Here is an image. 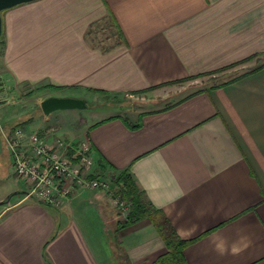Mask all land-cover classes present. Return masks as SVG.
<instances>
[{
  "label": "crops",
  "instance_id": "crops-1",
  "mask_svg": "<svg viewBox=\"0 0 264 264\" xmlns=\"http://www.w3.org/2000/svg\"><path fill=\"white\" fill-rule=\"evenodd\" d=\"M1 16L0 97L143 100L67 126L41 111L27 131L88 139V173L128 170L178 237L193 239L186 264H264V0H33ZM100 21L115 29L111 43L96 42ZM8 105L3 128L35 110ZM11 175L0 134V181ZM20 181L0 187V264H154L167 251L148 218L121 227L106 190L74 187L52 208Z\"/></svg>",
  "mask_w": 264,
  "mask_h": 264
},
{
  "label": "built area",
  "instance_id": "built-area-1",
  "mask_svg": "<svg viewBox=\"0 0 264 264\" xmlns=\"http://www.w3.org/2000/svg\"><path fill=\"white\" fill-rule=\"evenodd\" d=\"M53 132V128L44 130L43 134L19 128L10 134L0 127L12 159L13 174L27 187L25 196L57 208L74 187L103 189L109 191L113 206L125 218L128 205L112 196L111 181L104 176L91 177L88 173L93 164L88 139L73 144L53 136Z\"/></svg>",
  "mask_w": 264,
  "mask_h": 264
},
{
  "label": "trees",
  "instance_id": "trees-1",
  "mask_svg": "<svg viewBox=\"0 0 264 264\" xmlns=\"http://www.w3.org/2000/svg\"><path fill=\"white\" fill-rule=\"evenodd\" d=\"M35 90L36 89H32L27 94L31 95ZM34 117L35 113H32L31 115L14 121L10 127L2 128L7 133L11 134L16 129L25 128V126L30 121H32ZM90 176L98 177L99 175L94 172L91 173ZM109 179L110 181L112 180L110 189L112 196L118 197V199L125 202L129 208L127 216L125 218H122L120 216V226H128L130 224L138 222L139 220L148 218L152 222L157 233L164 241L167 251L164 254L160 255L154 261V264H186L183 256V250L190 242L193 241V239H181L178 237L166 216L162 213L161 210L155 209L147 200L142 191L138 188L128 170H123ZM42 204L51 207L44 203Z\"/></svg>",
  "mask_w": 264,
  "mask_h": 264
},
{
  "label": "rangeland",
  "instance_id": "rangeland-1",
  "mask_svg": "<svg viewBox=\"0 0 264 264\" xmlns=\"http://www.w3.org/2000/svg\"><path fill=\"white\" fill-rule=\"evenodd\" d=\"M114 33H115V29L113 28L110 21H100V23H98V24H96V26H94V36H95L96 42H98V43H104V44L111 43L112 40H109V39L107 40L106 38L110 37V35H112ZM0 50H1V47H0ZM240 69L241 68L236 69V70H240ZM230 70H233V69H230ZM215 74H217V75L211 77V78L215 79L213 82H216L217 79L219 78V76H221V75H219L218 72ZM207 77L208 76L202 77V78H197L195 80L192 79L189 81V83H187V84L184 83L185 85H183L181 87L182 90H181L180 94L181 93H187L188 91L194 90L198 87H202L201 85L205 83ZM1 83H4V82L1 80V77H0V85H1ZM178 86H180V85H178ZM8 92L12 93L11 91H8ZM19 92L20 91L18 90V93L14 92L11 95L5 96L8 98L7 100H5V99L2 100L0 97V99H1L0 104L4 103V104L8 105V104L15 102L11 106L8 105V107H14L15 109H17V111L13 112L11 115L27 111L28 109L32 108V106H34V108H35V110H34L35 116L38 115L39 113H41V109L39 107L38 101L47 97L48 92H45L44 90H41V89L40 90L36 89L35 93L29 97L26 96L25 94L21 93V92H20L21 93L20 94ZM5 97H2V98H5ZM132 99L133 98L126 97V98H124V100H122L121 97H118V98L114 97L112 100L111 97H105L104 98L101 96V98H98L97 100L95 99L93 103H90L88 101L89 105H87L86 108L75 110V111H77L76 113H81V116H79V114H75V115L72 114L71 115L70 112H68L69 110L52 111L51 122L55 121L54 117H56V115L57 116L59 115L58 117H60V119L58 120V123L65 125V126L72 124L73 121L75 123H78V121H81V119L84 117L86 119H88V117L91 118L94 114L95 115L98 114L100 116H105L107 114L114 113V111H119V112L121 111V112H124L123 114L127 115V113L129 111L137 110L138 106H140L139 105L140 102H143V100H135V102H132L133 101ZM97 101L99 103H97ZM0 125H1V122H0ZM51 128H54L53 125ZM103 176L106 177L107 179H109V178H112L114 175L105 174ZM14 179H15V177L13 175H11L8 180L0 181V187L2 185L4 186L7 183L8 184L13 183ZM20 185L22 186V188L24 187V185L21 181H20ZM13 197L15 198V196H13Z\"/></svg>",
  "mask_w": 264,
  "mask_h": 264
},
{
  "label": "water",
  "instance_id": "water-1",
  "mask_svg": "<svg viewBox=\"0 0 264 264\" xmlns=\"http://www.w3.org/2000/svg\"><path fill=\"white\" fill-rule=\"evenodd\" d=\"M33 0H0V37L2 34V11L16 6L18 4L30 2ZM87 102L83 98L69 96H48L40 102V109L47 115L55 110L65 109H83L87 107ZM26 193V191H24Z\"/></svg>",
  "mask_w": 264,
  "mask_h": 264
}]
</instances>
